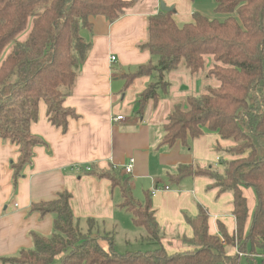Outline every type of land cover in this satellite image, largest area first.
Listing matches in <instances>:
<instances>
[{"label":"trees","instance_id":"obj_1","mask_svg":"<svg viewBox=\"0 0 264 264\" xmlns=\"http://www.w3.org/2000/svg\"><path fill=\"white\" fill-rule=\"evenodd\" d=\"M195 1V0H193ZM216 13L222 20L194 14V22L179 27L174 13L160 11L149 18L148 40L142 45L157 58V65L147 64L124 76L125 88L141 75L158 74L157 81L144 90L138 100V115L148 103H159L167 94L169 83L164 74L177 71L181 64L197 77L206 69V57L213 60L206 76L217 86H207L199 95H188L183 104L175 103L164 125L161 145L172 147L177 142L188 147L192 139L203 134L206 127L235 146L226 161L223 175L196 165H180L171 180L181 182L187 177L204 176L213 180L220 191L231 192L237 233H223L224 240L209 234L208 215L200 208L196 218H188L194 238L186 240L193 247L182 253L168 255L159 247L150 252L115 251L111 233H93L95 220H87L83 231L70 204L40 207L43 214H53L51 236L33 234V248L18 256L4 258L11 264H256L262 252L264 264V0H216ZM132 2L125 0H0V138L17 145L20 156L11 164L14 187L23 168L30 164L33 149L42 140L30 132L38 120L39 105L44 101L52 125L67 129L72 109L64 107L71 95L80 69L86 62L92 43L82 30L93 29L92 17L102 16L110 23L120 19ZM31 25V27H30ZM110 180L122 195L120 208L132 215L135 226L146 229L152 242L160 241V227L151 211L150 197L139 202L130 186L131 177L120 171H87ZM253 188L257 205L248 230L247 200L242 188ZM77 221V222H76ZM101 241L107 245L103 247ZM237 247L229 256L225 245Z\"/></svg>","mask_w":264,"mask_h":264},{"label":"crops","instance_id":"obj_2","mask_svg":"<svg viewBox=\"0 0 264 264\" xmlns=\"http://www.w3.org/2000/svg\"><path fill=\"white\" fill-rule=\"evenodd\" d=\"M125 1L132 2V6L120 19L110 23L102 16L92 17L93 29L82 30V36L92 47L71 95L64 101V107L72 109L75 116L68 119L67 129L63 130L52 125L47 105L40 102L38 120L31 124L30 132L44 143L34 147L32 161L23 168L16 187L11 164L18 162L19 147L0 138V264H11L3 259L32 249L33 234L54 233L55 216L43 215L38 210L47 205L68 202L76 220L86 224L88 219L95 220L94 234L115 232L124 221L128 227L129 222L135 226L129 212L119 206L120 189L113 188L106 178L89 174L91 168L97 172L114 169L131 177L134 196L143 205L145 192L161 189L149 199L161 230L159 244L150 241L145 228L135 226L130 228L131 233L147 243L143 242V251L138 252H150L144 245L154 250L161 247L168 255L192 250L186 242L194 238L188 218H196L200 208L208 215L210 235L223 241V233L229 237L237 233L231 192L220 191L213 186L212 179L204 176L187 177L181 182L170 177L180 165H196L223 175V164L238 158L227 153L235 143L205 127L188 147L180 142L172 147L161 145L164 125L175 105L167 98L169 90L161 94L157 105L150 101L144 114L138 115L139 97L156 75H141L128 88L124 79L142 65H157V58L142 45L148 40L149 18L161 11V2L174 8V20L183 27L194 22L196 13L216 18V0ZM112 57L116 58L114 62ZM191 78H178V86L173 87L178 94H201L207 88V82ZM172 93L175 95V90ZM117 116L124 119L114 121ZM130 159L135 160L134 169L126 175L124 167ZM242 191L248 207L246 232L257 195L252 188L243 187ZM131 240L133 237L127 243ZM101 244L107 245L104 241ZM224 245L229 256L238 252L237 247ZM261 253L255 258H262Z\"/></svg>","mask_w":264,"mask_h":264},{"label":"rangeland","instance_id":"obj_3","mask_svg":"<svg viewBox=\"0 0 264 264\" xmlns=\"http://www.w3.org/2000/svg\"><path fill=\"white\" fill-rule=\"evenodd\" d=\"M222 18H223L222 15H217V17L213 18V19L222 20ZM30 27H31V25H30ZM212 65H213L212 58L211 57H206V69L204 71H202L200 73V75L197 76L198 78H196V79H200L203 82H207L208 86L210 85V86L216 87L217 86V82H215L214 79L207 78V76H206L207 71L212 67ZM155 75H156L155 76L156 78L154 79V81H157L158 74H155ZM179 77H183L184 79H186V78L192 79L191 78L192 76H191L189 70L186 68V66L184 64H181L180 68L177 71H173V72L164 74V80L169 83V89L168 90H169L170 94L168 95L167 98H168V100H171L173 103H181V104H183V109L186 110L187 109L186 108V103H185L186 97L188 95H195V94L199 95V93H195L193 91H190V92H187L186 95L178 94V89H174L173 87H177L178 86V82H179L178 78ZM194 79L195 78H193V81L196 82ZM184 82H186V81L184 80ZM173 90H175V95H174V93H172ZM223 166H224V170H225L226 164L224 163ZM252 190L255 192V190L253 188H252ZM126 212H124V214H126L125 216H128V213H126ZM129 216L132 217L131 214ZM127 222H128V220H127ZM80 227H81V229H83V231H86L87 224L85 222L81 221L80 222ZM130 228L131 229L132 228L135 229L137 227L133 226L130 222H129V227H128V225H126V222L124 221V222H120L119 223L118 230H116L115 232H110L111 235L113 236L115 251L117 253H119V254H125L127 252L143 251L142 250V246H143V242L144 241L140 240V238H138V235L131 233ZM107 233H109V232H107ZM100 234L102 235L103 233H100ZM129 237H131V238L133 237V240H131V241H129V243H127V239ZM145 244H147V243H145ZM144 246H145L144 249H148L150 251H154V248H152V247L148 248L147 245H144ZM255 260H256V264H261V258L260 257H256ZM52 264H61V258L57 257L53 261ZM240 264H248V261H247L246 257H242L241 258Z\"/></svg>","mask_w":264,"mask_h":264},{"label":"built area","instance_id":"obj_4","mask_svg":"<svg viewBox=\"0 0 264 264\" xmlns=\"http://www.w3.org/2000/svg\"><path fill=\"white\" fill-rule=\"evenodd\" d=\"M111 59H112V62H114L116 60L115 57H112ZM123 119H124L123 116H117V117L113 118L114 121H121ZM134 163H135V160L134 159H130L129 163L124 167V172H125L126 175H130V174L133 173ZM159 190H161V189L160 188H155L153 190V192H152V195L156 194ZM164 190H169V187H165Z\"/></svg>","mask_w":264,"mask_h":264},{"label":"water","instance_id":"obj_5","mask_svg":"<svg viewBox=\"0 0 264 264\" xmlns=\"http://www.w3.org/2000/svg\"><path fill=\"white\" fill-rule=\"evenodd\" d=\"M160 9H161V11H163V12H172V11L174 10L173 7H169V6H167L164 2L161 3V5H160Z\"/></svg>","mask_w":264,"mask_h":264}]
</instances>
